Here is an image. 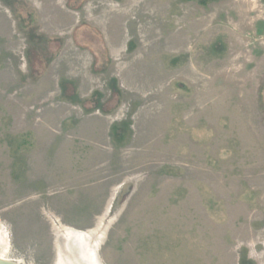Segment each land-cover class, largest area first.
<instances>
[{"label":"rangeland","instance_id":"1","mask_svg":"<svg viewBox=\"0 0 264 264\" xmlns=\"http://www.w3.org/2000/svg\"><path fill=\"white\" fill-rule=\"evenodd\" d=\"M64 229L264 264V0H0V257L64 264Z\"/></svg>","mask_w":264,"mask_h":264},{"label":"bare ground","instance_id":"2","mask_svg":"<svg viewBox=\"0 0 264 264\" xmlns=\"http://www.w3.org/2000/svg\"><path fill=\"white\" fill-rule=\"evenodd\" d=\"M64 230V238L60 244L62 249V244L64 243L62 252L64 264H102L98 256V245L101 241L100 235L86 234L72 229ZM92 240L94 244H91ZM0 261L11 264L16 263L1 257Z\"/></svg>","mask_w":264,"mask_h":264},{"label":"trees","instance_id":"3","mask_svg":"<svg viewBox=\"0 0 264 264\" xmlns=\"http://www.w3.org/2000/svg\"><path fill=\"white\" fill-rule=\"evenodd\" d=\"M182 1H187V2H191V1H198V3L201 5V6H208L212 3H217V2H222V1H226V0H182Z\"/></svg>","mask_w":264,"mask_h":264},{"label":"water","instance_id":"4","mask_svg":"<svg viewBox=\"0 0 264 264\" xmlns=\"http://www.w3.org/2000/svg\"><path fill=\"white\" fill-rule=\"evenodd\" d=\"M64 241V240H63ZM0 264H11V263H6V262H1L0 261ZM12 264H16V263H12Z\"/></svg>","mask_w":264,"mask_h":264}]
</instances>
